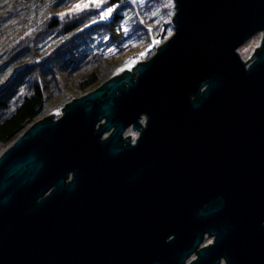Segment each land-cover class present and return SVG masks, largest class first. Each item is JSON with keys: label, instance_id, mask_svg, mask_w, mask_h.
I'll return each mask as SVG.
<instances>
[{"label": "water", "instance_id": "1", "mask_svg": "<svg viewBox=\"0 0 264 264\" xmlns=\"http://www.w3.org/2000/svg\"><path fill=\"white\" fill-rule=\"evenodd\" d=\"M173 3L148 60L0 156V264H264V0Z\"/></svg>", "mask_w": 264, "mask_h": 264}, {"label": "trees", "instance_id": "2", "mask_svg": "<svg viewBox=\"0 0 264 264\" xmlns=\"http://www.w3.org/2000/svg\"><path fill=\"white\" fill-rule=\"evenodd\" d=\"M109 8L111 13L105 15ZM173 9L171 0H109L104 7L86 10L65 22L63 36L46 51H41L34 41L31 58L47 59L43 68L51 88L46 91L41 82H34L31 94L2 122L1 141L12 142L52 109L63 108L72 99L136 65L141 55H124L144 47L150 51L157 42H164L172 32ZM59 25L57 20L51 23L53 28ZM26 60L24 53L23 62ZM52 97L54 107L50 105Z\"/></svg>", "mask_w": 264, "mask_h": 264}, {"label": "rangeland", "instance_id": "3", "mask_svg": "<svg viewBox=\"0 0 264 264\" xmlns=\"http://www.w3.org/2000/svg\"><path fill=\"white\" fill-rule=\"evenodd\" d=\"M109 0H69L64 2L62 6H56V4L52 0H46L45 6H41L39 10H37L35 5L39 2V0H34L31 5L33 8V16H31L32 21L29 23L28 28L23 30V35L20 39L15 41L14 51L11 53L10 60L14 63L12 64L11 77H15L16 79L20 78V86L17 87L18 90H14V94L9 98V103H11V107L18 105L21 101V98L25 94H30L32 92L31 86H33L34 82H41L42 85L48 91L51 87L50 82H48L49 76L46 75L44 71V63H46L47 59L43 60H35L33 61L31 58L32 46L35 41L36 46L41 51H46L49 47L55 45V43L61 38L62 35V27L65 22L70 21L75 18V16L81 14L86 10H91L92 8H102L108 3ZM135 1H143V0H135ZM173 3V0H171ZM174 5V3H173ZM78 6V7H77ZM106 9V8H105ZM37 12V13H35ZM53 20H57L60 23L59 28H53L51 23ZM16 21H19L16 20ZM172 21V18L171 20ZM174 33L173 24H172V32L167 36L165 40H167ZM264 37L263 32L258 33L253 38L248 40L244 45L239 48V51L242 55V59L245 61L249 60L250 57L254 53V49L261 46L262 38ZM163 43V42H162ZM162 43L157 42L156 46L152 50H147L145 47L139 49L137 51L126 52L124 57H129L133 53L136 55H141L138 60H148L156 51L157 47ZM24 53L26 54L27 60L23 62ZM143 53V55H142ZM138 63V62H137ZM135 65V64H134ZM133 66L129 67L132 69ZM34 69L35 71H33ZM24 70H27L23 73ZM29 70V71H28ZM121 73V72H120ZM118 73V74H120ZM48 95V92H46ZM55 97H52L50 100L51 107L55 106ZM61 106L52 109L47 115L55 112V116L58 117L62 114ZM126 136L131 135L132 140H135L138 136V131L133 130L131 127L128 128L125 132ZM8 148V146H4L1 149V154ZM209 241V238L206 242Z\"/></svg>", "mask_w": 264, "mask_h": 264}, {"label": "flooded vegetation", "instance_id": "4", "mask_svg": "<svg viewBox=\"0 0 264 264\" xmlns=\"http://www.w3.org/2000/svg\"><path fill=\"white\" fill-rule=\"evenodd\" d=\"M33 1L34 0H0V132L1 126L3 125L2 122H4L10 116V113L17 108V105L11 107L9 98L14 94V90H18L17 87L20 86L21 80L20 78L16 79V76L11 77L10 69H12V64L14 63L10 58L11 53L16 47V45H14L15 41L22 37L23 30L28 28L29 23L32 21L33 17L31 18V16H33V8L31 3ZM52 1L56 6H62L64 2L69 0ZM45 4L46 0H39L35 8L39 10V8L45 6ZM18 19L19 21H16ZM30 94L23 95L21 101L26 100L27 96ZM12 142H3L0 136V156L2 155L1 149L4 146H10ZM204 238L201 247H206L214 240V237L209 235H205ZM208 238L209 241L206 242ZM194 259H196L195 255L188 260V263ZM222 264H226L224 259H222Z\"/></svg>", "mask_w": 264, "mask_h": 264}, {"label": "snow or ice", "instance_id": "5", "mask_svg": "<svg viewBox=\"0 0 264 264\" xmlns=\"http://www.w3.org/2000/svg\"><path fill=\"white\" fill-rule=\"evenodd\" d=\"M77 7H78V6H77ZM111 11H112V9L109 8L108 11H107V13H105V15H107L108 13H111ZM142 55H143V53H142Z\"/></svg>", "mask_w": 264, "mask_h": 264}, {"label": "built area", "instance_id": "6", "mask_svg": "<svg viewBox=\"0 0 264 264\" xmlns=\"http://www.w3.org/2000/svg\"><path fill=\"white\" fill-rule=\"evenodd\" d=\"M125 136H126V134H125Z\"/></svg>", "mask_w": 264, "mask_h": 264}]
</instances>
